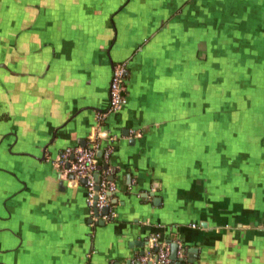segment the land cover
<instances>
[{
    "label": "crops",
    "instance_id": "obj_1",
    "mask_svg": "<svg viewBox=\"0 0 264 264\" xmlns=\"http://www.w3.org/2000/svg\"><path fill=\"white\" fill-rule=\"evenodd\" d=\"M122 63L95 220L53 162L94 140ZM231 71L264 86V0H0V264H135L152 236L170 264H264V104L247 125L201 106Z\"/></svg>",
    "mask_w": 264,
    "mask_h": 264
},
{
    "label": "built area",
    "instance_id": "obj_2",
    "mask_svg": "<svg viewBox=\"0 0 264 264\" xmlns=\"http://www.w3.org/2000/svg\"><path fill=\"white\" fill-rule=\"evenodd\" d=\"M126 71V63L112 67L108 106L96 114L97 132L94 140L85 147L64 148L53 162L59 175L71 176L76 182L84 181L85 203L95 220L116 218L114 207L110 204V195L115 191V185L107 179L108 172L99 170L97 154L100 153L99 158L107 162L113 152L115 137L109 132L106 123L107 119L119 112L126 103L123 85ZM104 210H107L106 214L103 213ZM149 244V249L140 258L141 262L156 257L159 264H170L168 245L162 244L155 236L149 239ZM154 249H157L156 253L152 252Z\"/></svg>",
    "mask_w": 264,
    "mask_h": 264
},
{
    "label": "rangeland",
    "instance_id": "obj_3",
    "mask_svg": "<svg viewBox=\"0 0 264 264\" xmlns=\"http://www.w3.org/2000/svg\"><path fill=\"white\" fill-rule=\"evenodd\" d=\"M222 61L220 58L217 59V61ZM212 61V58L208 61V64L204 67L205 69L211 67V64L209 62ZM222 62H227L222 61ZM221 67L223 69L229 68V65L221 64ZM233 76V80H223V86L219 85L217 88H214L213 91L211 90H204L203 87H201V106H210L211 109H218L219 111H227L222 113V115H219L221 117H231L233 122H237L240 125H247V121H250L253 119V116L251 113H249V117L247 118V112L249 111V105L251 106L256 104H264V95H259V93L263 94L262 90L264 86H262V83H259L256 78H251L248 85L250 87H247V89H240L236 85L235 76L239 77L240 73L231 71ZM223 77L229 76L228 73L222 74ZM264 80V79H263ZM202 82V81H201ZM218 84H220L221 79L218 77L217 79ZM264 85V82H263ZM254 89V90H253ZM253 90V93L250 95L249 99V93ZM251 100V103H250ZM257 100V102H256ZM254 102V103H252ZM209 107V108H210ZM203 108V107H202ZM257 108V107H255ZM212 114V113H210ZM214 115V114H212ZM227 137H229V133L226 134Z\"/></svg>",
    "mask_w": 264,
    "mask_h": 264
},
{
    "label": "water",
    "instance_id": "obj_4",
    "mask_svg": "<svg viewBox=\"0 0 264 264\" xmlns=\"http://www.w3.org/2000/svg\"><path fill=\"white\" fill-rule=\"evenodd\" d=\"M100 156H101V154L98 153V154H97V157L99 158ZM61 179H63V180H71V181H74L73 178H72L71 176H63V177H61ZM79 183L83 185L84 181L81 180ZM110 196H111V195H110ZM103 213L106 214V213H107V210H104ZM146 244H147V243H146ZM154 251H155V253H156L157 249H155ZM178 251H179L178 244H177L176 242H170V254H169V259H170L171 262H176V263H178V262H180V261L182 260V259H180V258L177 257ZM180 251H181V253H183V254H184V252H185V250L182 249V248L180 249ZM193 252H195V249H188V253H193ZM144 253H145V252H144L143 250L139 252L140 257H139V259H136V258H135V264H159V263L157 262V258H156V257H154V258H149L147 261H145V262H141V261H140V258L144 256Z\"/></svg>",
    "mask_w": 264,
    "mask_h": 264
},
{
    "label": "trees",
    "instance_id": "obj_5",
    "mask_svg": "<svg viewBox=\"0 0 264 264\" xmlns=\"http://www.w3.org/2000/svg\"><path fill=\"white\" fill-rule=\"evenodd\" d=\"M102 169H103L102 164H99V170H102Z\"/></svg>",
    "mask_w": 264,
    "mask_h": 264
}]
</instances>
